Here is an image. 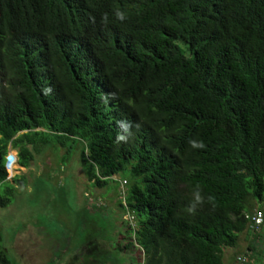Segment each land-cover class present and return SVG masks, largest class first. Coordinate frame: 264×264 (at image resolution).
I'll list each match as a JSON object with an SVG mask.
<instances>
[{
	"label": "trees",
	"instance_id": "obj_1",
	"mask_svg": "<svg viewBox=\"0 0 264 264\" xmlns=\"http://www.w3.org/2000/svg\"><path fill=\"white\" fill-rule=\"evenodd\" d=\"M78 143L91 184L131 181L109 250L222 264L264 202V0H0V207L8 148Z\"/></svg>",
	"mask_w": 264,
	"mask_h": 264
},
{
	"label": "rangeland",
	"instance_id": "obj_2",
	"mask_svg": "<svg viewBox=\"0 0 264 264\" xmlns=\"http://www.w3.org/2000/svg\"><path fill=\"white\" fill-rule=\"evenodd\" d=\"M80 148L76 144L67 156L62 147L43 146L27 168L13 172L24 183L0 207V251L8 264H130L128 253L108 247L124 222L134 225L119 207L131 183L127 170L94 186L81 167ZM9 149L14 156L16 149ZM6 175L11 182L13 175ZM254 209L264 214V202ZM237 256H244L243 264H264V224L256 235L242 232L234 248L223 249L222 264H237Z\"/></svg>",
	"mask_w": 264,
	"mask_h": 264
},
{
	"label": "clouds",
	"instance_id": "obj_3",
	"mask_svg": "<svg viewBox=\"0 0 264 264\" xmlns=\"http://www.w3.org/2000/svg\"><path fill=\"white\" fill-rule=\"evenodd\" d=\"M115 16H116L117 19H119L121 21H123V20L126 19L125 13L122 12V11H119V10H117L115 12ZM104 19L106 21L107 20V16H105ZM120 124H121V127H124L126 129V125H125L124 122H120ZM124 139H125L124 136H119L118 137V140H124ZM191 143L193 145H196V142L195 141H191ZM198 146L203 147L202 142ZM3 165H4V168H5L6 172H7V174L9 173L10 175H13L14 174L13 172L18 171V168H21L17 164L16 153H15L14 156L13 155H9L7 153L6 156L4 157V163H3ZM196 201L200 202V196H199V194L196 195ZM195 209H196V203H193L187 210L189 212H194Z\"/></svg>",
	"mask_w": 264,
	"mask_h": 264
},
{
	"label": "built area",
	"instance_id": "obj_4",
	"mask_svg": "<svg viewBox=\"0 0 264 264\" xmlns=\"http://www.w3.org/2000/svg\"><path fill=\"white\" fill-rule=\"evenodd\" d=\"M247 218V217H245ZM262 214L260 212H254L248 222H247V228L252 232V233H257L259 231V228L262 224ZM235 261L237 264H243L244 263V258L242 256H237L235 258Z\"/></svg>",
	"mask_w": 264,
	"mask_h": 264
}]
</instances>
